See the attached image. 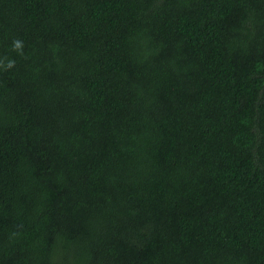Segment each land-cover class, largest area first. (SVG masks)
Instances as JSON below:
<instances>
[{"label":"trees","instance_id":"1","mask_svg":"<svg viewBox=\"0 0 264 264\" xmlns=\"http://www.w3.org/2000/svg\"><path fill=\"white\" fill-rule=\"evenodd\" d=\"M0 264H264V0H0Z\"/></svg>","mask_w":264,"mask_h":264},{"label":"clouds","instance_id":"2","mask_svg":"<svg viewBox=\"0 0 264 264\" xmlns=\"http://www.w3.org/2000/svg\"><path fill=\"white\" fill-rule=\"evenodd\" d=\"M14 47L19 49L21 47L20 41H15L14 42ZM12 64H13V61H9L8 64H7V67H12Z\"/></svg>","mask_w":264,"mask_h":264}]
</instances>
